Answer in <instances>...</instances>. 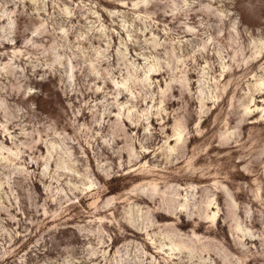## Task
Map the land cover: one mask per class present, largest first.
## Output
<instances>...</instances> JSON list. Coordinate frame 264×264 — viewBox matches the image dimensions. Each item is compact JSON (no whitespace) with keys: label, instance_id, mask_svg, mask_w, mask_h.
Returning a JSON list of instances; mask_svg holds the SVG:
<instances>
[{"label":"rangeland","instance_id":"1","mask_svg":"<svg viewBox=\"0 0 264 264\" xmlns=\"http://www.w3.org/2000/svg\"><path fill=\"white\" fill-rule=\"evenodd\" d=\"M0 264H264V0H0Z\"/></svg>","mask_w":264,"mask_h":264},{"label":"bare ground","instance_id":"2","mask_svg":"<svg viewBox=\"0 0 264 264\" xmlns=\"http://www.w3.org/2000/svg\"><path fill=\"white\" fill-rule=\"evenodd\" d=\"M134 4L137 5V3H134ZM150 69H151V67L149 66L148 67V70H150ZM260 83H263V81L260 82ZM246 107H249V106H246ZM176 134L180 135V132H176ZM188 163H189V166H192V164L190 163V161ZM192 168H195V167H192ZM194 170L195 169H193V171ZM147 171H150V170H147ZM202 173H203V171H202ZM209 173H213V172H209ZM90 186H91V184L88 185V187H90ZM180 206H184V204L181 203ZM206 217H207V221H210V222H214L215 223L217 221V218H218V212L215 211V210H213L212 212H209Z\"/></svg>","mask_w":264,"mask_h":264}]
</instances>
